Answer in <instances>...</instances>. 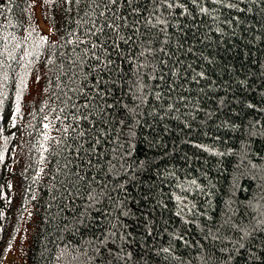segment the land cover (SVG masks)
Wrapping results in <instances>:
<instances>
[{"label": "trees", "instance_id": "trees-1", "mask_svg": "<svg viewBox=\"0 0 264 264\" xmlns=\"http://www.w3.org/2000/svg\"><path fill=\"white\" fill-rule=\"evenodd\" d=\"M229 2L236 7L203 0L210 14L191 4L190 16L164 12L169 25L161 32L155 16L145 19L147 0L132 5L139 15L121 3L105 17L103 4L91 0H0V116L12 117L20 92L16 117L28 130L15 153L0 118V189L18 162L27 177L21 209L0 241V264H214L202 228L232 209L245 230L264 220V0ZM113 12L127 21L98 38L86 35L92 19L100 25ZM93 41L100 46L92 49ZM192 179L210 195L179 187ZM176 195L212 219L185 224L194 218L175 215ZM221 235L245 245L225 240L228 264H264V231L242 241V231ZM120 248L131 258L109 255Z\"/></svg>", "mask_w": 264, "mask_h": 264}, {"label": "snow or ice", "instance_id": "snow-or-ice-1", "mask_svg": "<svg viewBox=\"0 0 264 264\" xmlns=\"http://www.w3.org/2000/svg\"><path fill=\"white\" fill-rule=\"evenodd\" d=\"M50 2V0H45V3ZM69 3H71V0H68ZM210 2L214 5H222V6H226L228 8H235L236 5L234 3H225V0H210ZM76 3L79 4L80 0H76ZM124 3L128 6V8L130 9L128 15H132V14H136L139 15V8L138 7H132V5L137 3V0H99V2H97V0H91V4L95 6V8H99L101 4H103L104 6V11H100L99 12V17H105V11H111V8L109 7L110 5H118ZM148 5H150V11H149V16L146 17V21L147 23L151 24V17L155 16L156 18V25H152L153 27H156L157 25H163L164 27L160 29L161 32L165 31V29L168 27L169 25V21L166 17H164L163 13L167 12L169 16H172L174 19L176 18L174 15V10L175 9H181L179 15L180 16H185V15H192V13L189 11L188 9V4H191L192 6H194L195 9H198V13L199 14H210L209 13V9L207 7L203 6V0H147ZM95 8L93 9L92 13L89 12H85V16H90V15H95ZM163 10V11H161ZM244 9H240V11H243ZM157 13H159V15H157ZM128 16H121L118 12H113L112 13V18L111 20H107L105 19L103 24L97 25L96 23V19H92L91 20V24L92 27L87 29L86 35H90L93 37H99V35L103 34L106 35L105 33V28L110 29L115 31L116 29H118L120 27L119 24L116 23V21L118 20H124L127 21ZM195 19V18H194ZM86 23L88 21H85ZM139 21H134L135 23H138ZM125 27H127L128 25L125 24ZM176 27H179V24L177 23ZM136 31H138V29H136ZM7 39V38H4ZM13 39H15L13 37ZM42 42H47V37H41L40 38ZM121 39H124L123 37H121ZM130 39V38H129ZM73 41H69V43H72ZM166 42V41H165ZM76 43H86V41L80 39L79 37L76 40ZM91 48L92 49H96L98 45L95 41H93L91 43ZM182 46V45H181ZM15 47H19V44L15 45ZM146 51H150V49L146 50ZM159 51H164L163 48H160ZM188 51H191V49L189 48ZM87 54V53H85ZM0 55H3L2 52H0ZM141 55H144V53L142 52ZM97 59H99V57H97ZM0 65H2V61H0ZM189 67H191L189 65ZM173 75H176V71L173 72ZM203 73H197L196 76L199 77H203ZM7 75L5 74L3 79L7 80ZM160 79H163V77H160ZM193 79L195 80L196 77L194 76ZM21 84H24L23 79L21 80ZM3 95V92L0 91V96ZM159 93H157V98L159 99ZM19 99H20V92H17V104L15 107V112L12 113V120L14 122L16 114L19 113L20 111V106H19ZM181 99H183V97H181ZM0 103H2V101H0ZM221 103H223V101H221ZM83 107H88V104H84ZM169 109H171L173 106L172 105H168ZM249 108L254 107L252 104L248 105ZM209 116H211V113H208ZM75 118V117H74ZM88 117L85 116L83 117V119H87ZM46 119V117H45ZM49 125L45 124L44 127L47 128ZM235 126V125H233ZM253 126H250V129ZM80 135H83V132L80 133ZM135 136V132L132 131L131 129L129 130V139H131V137ZM48 137L46 136L45 139H47ZM196 148H202L204 151H210L208 148H206L204 145L202 144H194L193 145ZM131 147V145H130ZM131 152L128 151L125 153V155H130ZM217 156H224L225 153L224 152H215L214 153ZM3 159V156L0 155V160ZM143 163V162H141ZM111 167L114 169L116 167V165H111ZM252 168H256V165L253 164L251 165ZM237 171L240 172V175H245L246 173L241 171L239 168L237 169ZM236 177H234L233 179V187H235L236 182H237ZM261 179H264V177H261ZM179 187H181V189L185 192L191 193L194 189L204 195H210V193H206L204 191V188L199 185L197 183V181L195 179H192L190 181H188V187L185 188L183 184L179 185ZM214 187V185H213ZM90 199H95V197L90 196ZM175 200L178 202V211L175 212L176 216H182V215H191L194 219L193 220H184L185 224H190V223H197V226L199 227L198 224V219L199 217H205L208 220H211L212 218L210 216L207 215V210L205 209L204 211H200L197 209V206L195 203L189 201L187 203H185V201H188V196H179L176 195L175 196ZM166 207V206H165ZM229 208H231V205L229 204ZM235 212V209H232L231 212H225L224 214V219L222 221L219 222H213L212 227H207V228H202L201 231L204 232L203 235V239L205 241H209V255L212 257V260L214 261V264H228V261H230L232 259V253L229 251V249L225 246V240L228 241V243H231L235 246V244L238 243L239 248H244L245 245L243 243H240L239 241H234L231 237H227L225 235H221L222 232L225 231V229H229V230H238V231H242L243 235L239 238L240 241H242L245 237H248L250 235H252V233L254 232H258V231H264V220H258L257 224L253 226V228L251 229V231L245 230L242 226H240L239 224H237L234 220H233V214ZM122 215H126V213H122ZM112 228H115L116 225H112ZM213 228L215 229V231H213ZM148 234L151 235V230H148ZM110 235L115 236L116 232H111ZM179 240H181L185 246H191L189 244V242L187 240L184 239L183 235H180L177 237ZM121 239H123V237H121ZM107 243V236H105L104 239H101L99 241V245H104ZM217 243L220 244V247L217 248L216 245ZM201 247H203V245H200ZM238 250V249H237ZM100 251L99 246L96 248V252L98 253ZM161 251L163 253H169L170 252V248L169 247H163L161 249ZM220 252V253H228L227 256H216L215 253L216 252ZM109 255L114 258L117 261L120 260H128L131 258V253L130 252H125L123 248H120L118 251H113L112 249H108ZM252 258L255 260H259L260 257L256 256L255 253L252 254ZM89 259L91 260L92 257H89ZM165 259H167V256L165 257ZM175 259H180L179 257H175ZM106 264H112V260L109 259L106 261ZM206 264H210V262L206 259Z\"/></svg>", "mask_w": 264, "mask_h": 264}, {"label": "rangeland", "instance_id": "rangeland-1", "mask_svg": "<svg viewBox=\"0 0 264 264\" xmlns=\"http://www.w3.org/2000/svg\"><path fill=\"white\" fill-rule=\"evenodd\" d=\"M36 3L40 4V1ZM1 119L8 121V127L12 130V141L9 143V148L14 149L15 146L22 143L28 130L19 117H16L13 122L10 112H3ZM13 151L17 153L16 148ZM21 167V162L14 165L12 176L0 189V234H3L0 239L1 244L4 242L7 230L13 226V220L21 209V200L24 198L27 189V177L21 171Z\"/></svg>", "mask_w": 264, "mask_h": 264}]
</instances>
